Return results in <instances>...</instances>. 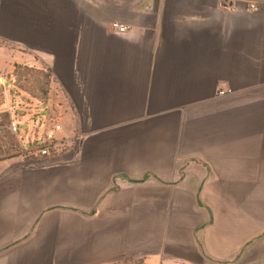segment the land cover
<instances>
[{
  "label": "crops",
  "instance_id": "1",
  "mask_svg": "<svg viewBox=\"0 0 264 264\" xmlns=\"http://www.w3.org/2000/svg\"><path fill=\"white\" fill-rule=\"evenodd\" d=\"M15 64L75 142L0 160V264H264V0H0Z\"/></svg>",
  "mask_w": 264,
  "mask_h": 264
},
{
  "label": "rangeland",
  "instance_id": "2",
  "mask_svg": "<svg viewBox=\"0 0 264 264\" xmlns=\"http://www.w3.org/2000/svg\"><path fill=\"white\" fill-rule=\"evenodd\" d=\"M33 76H34V73H33ZM33 76L26 75L25 77H21L20 81L16 83L15 82L16 77L13 74L12 76L5 75V74L2 75L4 82L0 80V120L2 118V113L9 114L8 111L10 109V104L12 102L19 101L22 107L26 103L27 104L26 107H28V110L26 111L29 113L30 117H33L36 119V124L35 125L33 124L31 125L23 124L22 125L21 124V128L27 131L29 135L30 134L40 135L43 129L51 127L54 123H58L61 126L63 121H65V118L67 115H66V111L64 108L65 101L61 97H55V98L53 97L51 98V100L48 101L49 103L48 111H47L45 104L37 102L36 107L38 108L39 112H38V115L35 114L36 113L35 109L30 104L34 103L36 99L33 98L27 91H25L23 88L19 86L22 84V85H25L26 87H29L30 83L33 82L31 81ZM46 115H47V118L45 120L44 128H41L38 122L39 120H42ZM13 136H14V139H9L8 137H1V134H0V147L5 150V152H3L0 155V160L6 159V158L19 157V156H21L23 159L34 157V156L29 155L28 151H24L19 141L17 140V137L15 135ZM10 155H15V156L9 157Z\"/></svg>",
  "mask_w": 264,
  "mask_h": 264
},
{
  "label": "built area",
  "instance_id": "3",
  "mask_svg": "<svg viewBox=\"0 0 264 264\" xmlns=\"http://www.w3.org/2000/svg\"><path fill=\"white\" fill-rule=\"evenodd\" d=\"M249 8L251 10H256L257 6L251 3ZM111 28L115 31L124 32L128 27L124 23L113 21L111 23ZM224 93V90L219 91L220 95ZM34 109L36 112L35 114L38 115V108L35 106ZM8 113V130L17 137L22 149L28 151L29 155L34 156L26 158L25 160L27 161L52 159L58 155V152L75 142L74 137L58 135L61 130V126L58 123H54L51 127L43 129L40 135H29L27 131L21 128V124L35 125L36 119L29 116V113L20 105L19 101H14L10 104ZM46 118L47 115L42 120H39L38 124L41 128H44Z\"/></svg>",
  "mask_w": 264,
  "mask_h": 264
},
{
  "label": "trees",
  "instance_id": "4",
  "mask_svg": "<svg viewBox=\"0 0 264 264\" xmlns=\"http://www.w3.org/2000/svg\"><path fill=\"white\" fill-rule=\"evenodd\" d=\"M34 73V76H33ZM12 74L16 77L15 82L18 83L21 77H25L26 75H32L33 78L29 87L25 85H19L25 91H27L33 98H35L39 103L46 104L49 101V86L52 79V73L49 68L39 69L30 67L22 64H15L12 70ZM8 124V114L2 113V118L0 120V134L1 137H8L9 139H14L12 133L7 129ZM5 152L4 149L0 147V155ZM15 155H10L12 157ZM129 261V262H128ZM125 264H143L140 259H130L125 261Z\"/></svg>",
  "mask_w": 264,
  "mask_h": 264
}]
</instances>
